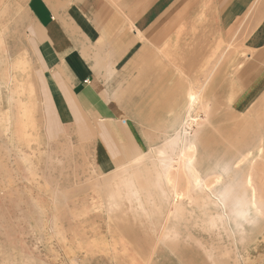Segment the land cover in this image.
Wrapping results in <instances>:
<instances>
[{
	"label": "rangeland",
	"instance_id": "374dc122",
	"mask_svg": "<svg viewBox=\"0 0 264 264\" xmlns=\"http://www.w3.org/2000/svg\"><path fill=\"white\" fill-rule=\"evenodd\" d=\"M207 12L178 16L173 30L161 36L160 47L151 50L158 58L160 78L143 81V85L141 80H130L128 95L118 98L145 141L147 157L151 146H161L174 137L172 110L181 107V99L176 105L169 104L174 82L176 87L185 84L200 92V102L190 113L194 121L183 126L181 134L185 132L182 138L196 143L197 167L210 194L190 191L181 202L185 211L180 215L174 212L169 186L154 184L148 191L151 197H145L137 183L146 211L123 201L121 212H110L103 179L127 159L117 161L111 172L100 173L90 142L94 129L73 125L68 112L56 116L46 95L40 110L30 112L36 122L29 128L33 136L29 143H12L17 139L14 127L22 122L17 120L21 114L9 112L11 119L0 122L5 125L0 127V264H264V216L253 217V224L248 225L233 211L239 206L238 197L251 199L244 184L248 173L255 181L256 195L264 202V150L263 157L256 156L259 147H264V103L254 107L258 112H251V118L235 113L233 78L247 51L236 35L219 30ZM16 36L21 38L19 32ZM8 68L6 63L3 72ZM26 94L28 87H23L17 99ZM175 94L178 97V88ZM8 107L9 103L0 100V110ZM180 119L186 120L182 114ZM250 150L246 157L244 153ZM172 158L176 169L178 158ZM216 158L230 163L228 174L211 170ZM238 161L241 164L235 165ZM129 162L125 164H135ZM149 162L145 161L149 166L141 175L151 181L157 169ZM130 166L126 176L141 172ZM185 181L180 170L178 190L185 188ZM230 187L229 197L218 200L219 205L215 196L222 199ZM203 196L213 203L203 204ZM211 219L215 221L212 228Z\"/></svg>",
	"mask_w": 264,
	"mask_h": 264
},
{
	"label": "crops",
	"instance_id": "0c3cea01",
	"mask_svg": "<svg viewBox=\"0 0 264 264\" xmlns=\"http://www.w3.org/2000/svg\"><path fill=\"white\" fill-rule=\"evenodd\" d=\"M204 11L247 51L234 74L233 103L235 113L251 118L264 103V0H0V100L10 105L1 111L16 110L11 93L24 78V89L31 85L34 94L19 97L23 103L29 98L28 106L38 111L47 95L56 116L68 112L73 125L94 129L88 141L97 170L107 174L145 148L121 106L129 81L158 80L151 50L178 16ZM17 65L23 66L20 74Z\"/></svg>",
	"mask_w": 264,
	"mask_h": 264
},
{
	"label": "bare ground",
	"instance_id": "6f19581e",
	"mask_svg": "<svg viewBox=\"0 0 264 264\" xmlns=\"http://www.w3.org/2000/svg\"><path fill=\"white\" fill-rule=\"evenodd\" d=\"M16 67L17 68L15 71V74H20L23 72V66L22 65H17ZM170 84L173 85V82H171ZM13 86H14V88H13V91L11 94L17 95L19 93V91L22 90V88L26 86V83H25V81L22 83L17 82ZM27 86H29V85H27ZM187 87L188 86H186L185 84L182 86L180 85V86L176 87L175 82H174V86L172 87V89H173L172 98H171V101H169V104L171 102V104L176 105V103L181 99V104L179 105V106H181L180 107L181 110L179 109V107H178L179 111L177 108H176V110L171 109L173 111V114L171 115V117L173 118V121H171V124H172L171 128L175 129L174 130L175 131L174 137L172 139H169V140L168 139L164 140V142L162 143L161 146H158V145L151 146L149 154L147 152V154H148L147 157H144L145 152L142 151V152L138 153L129 162V163L135 162V164H132L131 166H133V167L135 166V167H138V169H141V172H139V171L135 172V177L125 175L126 174L125 172L128 171V168H129L128 166H130V165L127 166L126 164H124L119 168L120 170L118 169V170L114 171L110 176H107L105 179H103V183L105 184V187H107L104 198H105L106 205H107L110 212H121L123 201H126V203L128 202V204H130L129 206L135 205L134 207L138 208L142 212L146 211L143 208V205L140 201V193L137 192V188H136L137 183H138L139 187H143L145 197H151L149 192H150V190H152L151 186H154V184H157V186L161 185V184L169 186L171 189V190H169V191H171L170 194L172 195V197L174 199L173 203L175 202L173 209H174V212L176 214H178V213L180 214L182 209H183V211H185L184 204H181V202L189 197V193H191L190 191H192L193 189L197 190L198 193L201 192V194H204L207 196L210 194L211 189L207 186V184L205 182L206 179L202 177V175H201V173L197 167V165H198L197 159L199 156H198V152H197V148H196V143L193 140L182 138V135H185V132H184V134H181V132H183L182 127L186 126L187 123H188L187 125H189L190 122L194 121V119L192 118L194 115L191 116L190 113L192 112L194 106L198 102H200V92L194 91V88L191 86L188 88ZM177 88H178V97H175V96H177L176 95L177 93L175 94V89H177ZM168 90H169V88H168ZM28 92L30 95L34 94V89L31 85L28 87ZM43 93H45V92H43ZM182 93H183V97H182ZM27 100L29 101V98L26 99L25 103H23V101L20 98L16 99V103H15L16 106L14 107V109H16V110L14 112L21 114L20 116H18V119L16 116V119L17 120L21 119L22 122L18 123V121H17V123L14 127V135L17 136V139L16 138L14 139L15 141L12 140V143L14 145L15 144H26V143H29L33 139V136L29 133V128L33 127L34 122H36V121L35 120L32 121V118L30 116V112H31V110H33V105L28 106L29 103ZM11 101H12V98H11ZM181 114L185 116V118H186V120L184 119L185 122H182L183 119L182 120L180 119ZM9 119H11L9 112L0 110V122L1 121L7 122V120H9ZM0 127H5V125H0ZM181 129H182V131H181ZM263 150H264V147H259L257 155H256V156H258L257 158L263 157ZM1 151H3V150H1ZM244 154L246 155V157H248L251 154V150H250V152H245ZM172 156H177V158H178V162L177 161L176 162L179 165H178V168H176V169H174L172 166L173 165L172 163L174 162V159L172 158ZM239 157H241V156H239ZM242 159H243V157H242ZM149 160L151 161L149 163H151V164L153 163V166L155 165V167L157 169V171L155 172V175L153 176L151 181H149V179L147 178L148 176L144 177V176H142L143 174L141 175V173H143V169H146V167L149 166V165L145 166V164H144L145 161H149ZM175 160H176V158H175ZM237 163H240V162L238 161V162H235L234 164L236 165ZM250 165H252V164H250ZM150 167H152V166H150ZM202 168H204V167H202ZM160 169H161V171H160ZM173 169H174V172H173ZM204 169L208 170V169H210V166L208 168L206 167ZM229 169H230V163H224L223 164V161L220 159H217V162L213 165V167L211 166V170H218V172L221 171L220 172L221 174H224V173L228 174ZM180 170L183 172V174L186 177V181H185L186 186H184L185 188H183V190H178ZM131 174H132V172H131ZM210 174H213V172ZM216 178H218V177H216ZM20 179H21V177H20ZM215 182H217V180H215ZM244 184H246V186L249 187V189H250L251 199L249 201H247L244 197H238V203H239L238 205L239 206L236 207L233 211L238 218L246 221V223L249 225V224H253L252 220H254L255 217H259L260 215L264 216V202H261L262 199L260 198L261 199V201H260L258 196L256 195L255 181H254V179L250 173H248V175H246ZM194 190H193V192H194ZM230 191H231V187H230V190L225 189V191L222 193V195H223L222 199H218V196L214 195L217 198V199H215V201H217V203L219 205H221L220 201L226 200L229 197ZM171 200H172V198H171ZM203 200H204L203 204H205L206 206L213 203V200H210V198H208V197H205V199H204V196H203ZM218 200H220V201H218ZM172 206H173V204H172ZM16 207H17V205H16ZM253 217H254V219H253ZM181 218H183V217H181ZM210 223H211V228L213 226H215L214 219L213 220L211 219ZM210 223L208 224L209 227H210ZM116 224H118V223H116ZM238 224H240V223H238ZM162 231H163V228H162ZM117 232H119V231H117ZM169 233H172V232L169 231ZM170 235H172V234H170ZM175 237H177V236H175ZM217 253H219V252H217ZM212 259L213 258H211V261H212ZM213 263H214V261H213Z\"/></svg>",
	"mask_w": 264,
	"mask_h": 264
}]
</instances>
